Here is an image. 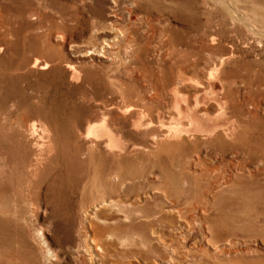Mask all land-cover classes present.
Listing matches in <instances>:
<instances>
[{
  "label": "rangeland",
  "instance_id": "1",
  "mask_svg": "<svg viewBox=\"0 0 264 264\" xmlns=\"http://www.w3.org/2000/svg\"><path fill=\"white\" fill-rule=\"evenodd\" d=\"M133 1L111 10V0H0V131H49L58 147L40 204L16 201L12 187H22L25 174L16 163L0 166V213L24 207L23 231L36 253L16 241L17 264L48 257L56 264L54 251L61 264H90L89 257L102 264H264V193L253 191L252 180L242 184L248 172L234 167L241 153L204 151L205 164L188 167L204 173L203 189L233 174L234 185L221 193L174 182L188 188L192 203L212 202L187 220L156 188L127 195L131 206L97 209L96 194L83 190L96 164L78 159L80 133L101 118L128 130L153 103L176 116L166 89L177 68H217L245 111L264 112L249 85L264 69V0ZM191 75L207 88L202 74ZM40 228L49 253L43 239L33 238ZM69 233L73 241L62 250L61 236Z\"/></svg>",
  "mask_w": 264,
  "mask_h": 264
},
{
  "label": "bare ground",
  "instance_id": "2",
  "mask_svg": "<svg viewBox=\"0 0 264 264\" xmlns=\"http://www.w3.org/2000/svg\"><path fill=\"white\" fill-rule=\"evenodd\" d=\"M122 2L126 0H111V10L118 9ZM136 2L134 0L132 3L137 5ZM108 45L113 47L114 44ZM217 72V68L206 73L184 67L175 70L174 80L166 90L173 108L177 110L176 116L153 103L143 106L145 116L133 120L125 131L119 130L106 118L88 124L86 131L80 133L77 157L80 162L96 164L89 182L83 186V190L89 186L90 192L96 194L92 208L108 204H133L134 201L124 200L127 195H139L142 190L152 187L163 191L171 199L170 210L177 212L184 220L188 219L186 216L193 210L205 213L212 202L206 198L192 203L185 195L188 188L184 185L183 188H177L174 182H194L203 193H210L213 188L218 189L214 193H221L224 187L233 186L234 175L230 174L223 176L222 182L209 184L208 188L203 189V180L200 179L204 173L194 174L189 171L191 164H205L204 151L208 154V150H212L215 156L227 151L241 153L242 157L234 162V167L248 172L242 175V184L252 180L255 183L253 191L264 193V112L254 109L245 111L228 80L224 81ZM192 73L202 74L207 88ZM250 78L249 85L256 87L253 89L258 91L256 103L260 106L261 99L264 100V69L255 71ZM57 149L56 139L49 131L39 132L34 131V128L31 131H0V166L5 168L16 163L26 177L22 187L20 184L12 187L16 201L30 205L37 203L35 200L41 203L39 196L55 162ZM15 154L17 157H14ZM209 158L210 155L205 159ZM242 189L248 190L247 185L242 186ZM22 220H26L24 207L7 206L0 213V264H17L15 254L19 246L15 245L16 241L30 249L36 257L23 231ZM33 238L43 239L42 244L46 246L47 252L51 251V243L45 239L42 228L35 232ZM72 241L70 233L66 237L62 235L60 248L66 250L65 246L68 249L66 245H71ZM95 245L97 250H103L100 243ZM170 245L172 252L182 256L180 246L174 243ZM52 254L58 260L56 264H61L56 251ZM89 258L90 264H102L97 258ZM47 261L41 264H47ZM173 262L179 263L178 260Z\"/></svg>",
  "mask_w": 264,
  "mask_h": 264
}]
</instances>
